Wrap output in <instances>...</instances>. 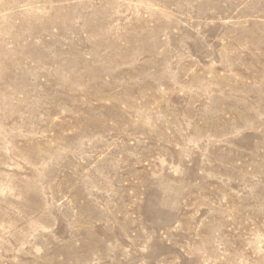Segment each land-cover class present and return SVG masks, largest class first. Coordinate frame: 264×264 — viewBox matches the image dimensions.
<instances>
[{
	"label": "rangeland",
	"instance_id": "rangeland-1",
	"mask_svg": "<svg viewBox=\"0 0 264 264\" xmlns=\"http://www.w3.org/2000/svg\"><path fill=\"white\" fill-rule=\"evenodd\" d=\"M0 264H264V0H0Z\"/></svg>",
	"mask_w": 264,
	"mask_h": 264
}]
</instances>
